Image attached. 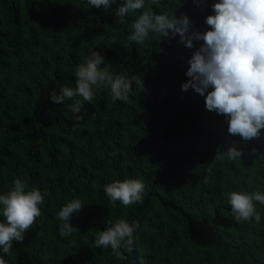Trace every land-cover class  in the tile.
Wrapping results in <instances>:
<instances>
[{"label": "trees", "instance_id": "1", "mask_svg": "<svg viewBox=\"0 0 264 264\" xmlns=\"http://www.w3.org/2000/svg\"><path fill=\"white\" fill-rule=\"evenodd\" d=\"M0 264H264V0H0Z\"/></svg>", "mask_w": 264, "mask_h": 264}]
</instances>
